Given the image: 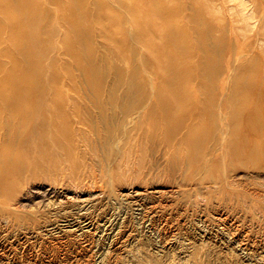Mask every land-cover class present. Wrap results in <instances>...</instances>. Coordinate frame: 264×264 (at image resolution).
Instances as JSON below:
<instances>
[{
  "label": "rangeland",
  "instance_id": "obj_1",
  "mask_svg": "<svg viewBox=\"0 0 264 264\" xmlns=\"http://www.w3.org/2000/svg\"><path fill=\"white\" fill-rule=\"evenodd\" d=\"M32 1L8 0L24 29L0 41L10 70L9 50L36 56L19 58L32 105L0 96V144L18 148L0 264H264V129L245 124H264V0ZM187 123L195 152L174 148Z\"/></svg>",
  "mask_w": 264,
  "mask_h": 264
},
{
  "label": "bare ground",
  "instance_id": "obj_2",
  "mask_svg": "<svg viewBox=\"0 0 264 264\" xmlns=\"http://www.w3.org/2000/svg\"><path fill=\"white\" fill-rule=\"evenodd\" d=\"M18 1H19L18 4L20 6H22V8L24 10H26L29 7V5L26 2V0L25 1L24 0H18ZM31 4L34 6V9L37 7V10H38L39 7H40V1L39 0H33L31 2ZM17 8H19V6ZM12 10H13V7L8 2V0H0V17L3 19V22H5V23H13V26H12L13 27V32H9L6 42H4V40H3V37L7 36V35H5L3 33L5 28H2V26L0 25V41L2 39L3 45L6 44V43H8V45H9V43L18 44V41H19L20 36H21V32L24 29V26L22 24H20L19 22H17V23L13 22ZM36 18H38V21L41 20V17L40 16L35 17V13H34V16H32L31 20H30L31 27H33V23H34ZM72 39L73 40L65 39L66 40L64 42L65 47H66L65 49L71 55V57L75 60V62L79 63L81 61L82 55L78 51V48H74V44L72 42L75 39L74 38H72ZM31 45H32V42H31ZM9 47H10V45H9ZM5 50H6V48L4 49V51ZM8 54L10 55V60H11L10 62H11V66H13V67L10 70L9 68H6L0 62V73H5L4 82H3V84L0 87V96L3 97V100H4V97L7 96V94L12 95V96H15V95L16 96H20L18 98L15 96L17 98V100L14 102L13 106L8 108L9 110L20 111L24 107L31 106L32 103L27 101L28 98H26V100L22 99V98L25 99L24 96H29V93L31 92V86L29 84L30 78L28 77V76H30L29 71H28L27 68H23V65H21V63L19 62V58L20 57L23 58V56H24L26 62L28 63L29 59H30V61H32V60H34L36 58V56H34L35 58L32 56L33 52H32L31 49L27 50V51H22L19 48H17V51H16L15 54H13L10 50L8 51ZM3 55H4V52H3ZM165 68H168V67H165ZM200 71H201V69H200ZM86 73L89 76L94 75L93 72L89 71L88 69H86ZM166 76L168 78V81L169 80L172 81V80L177 78V75L173 74V73H167ZM202 76H203V74L201 72L200 73V77H202ZM10 86H13V89L10 88ZM35 106H33V107H35ZM167 116L168 117L166 118V114H160V116L157 117V120H155V121H157L156 128H158L161 124H164L165 120L167 121V124H168V120H169L170 117H169V114H167ZM245 124H246L247 130L249 131V134H252L253 137L257 136L258 129H264V124L261 125V123L259 121H256V119H250ZM257 124L260 127L257 126ZM186 125L188 127H186V128L184 127L186 129L184 136L182 138H180V139H177V138L175 139L176 146L174 148L176 150H178V149H180V148H182L184 146V147H189L190 151L195 152L196 146H194V144H193V141H194L193 134H192L193 130L189 126L188 123ZM161 130L163 131V129H161ZM161 135H162V138L167 143H169V141H170L169 137L167 135H165V134H162V133L158 132V134H152L150 136H153L152 138H154V139L158 138L161 141V139H160ZM245 142L246 141H243V142H240V143L245 145ZM240 149L245 155H248L250 153L251 145H246V146L240 147ZM13 150H15V152H18V148L14 149L13 146H7V145H4V144H0V174H1L0 175V187H4L6 185V182H7V179H8L7 174L9 173L8 168L13 167L14 164H15L13 160H10L11 157L14 156L13 153H15ZM3 160L4 161H9L10 163L5 165V163H3ZM3 165H5L4 170L2 169ZM18 167L19 166L17 165L16 169ZM253 207L255 208V206H253ZM66 224H67L66 226L68 228L80 231L81 233H83V232L85 233L87 231H91L92 230L91 225H89V223L86 222V220H84L81 223V225L79 224V222H76L75 224H72V223L71 224L66 223ZM109 233L111 235L113 234L112 231H109ZM100 264H101V262H100Z\"/></svg>",
  "mask_w": 264,
  "mask_h": 264
}]
</instances>
